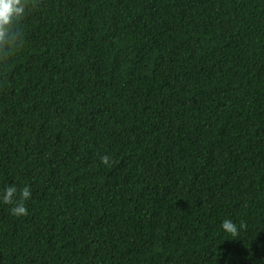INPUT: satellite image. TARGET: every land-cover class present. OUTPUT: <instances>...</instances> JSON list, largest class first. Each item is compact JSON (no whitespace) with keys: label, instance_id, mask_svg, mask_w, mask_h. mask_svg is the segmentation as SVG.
Returning a JSON list of instances; mask_svg holds the SVG:
<instances>
[{"label":"trees","instance_id":"trees-1","mask_svg":"<svg viewBox=\"0 0 264 264\" xmlns=\"http://www.w3.org/2000/svg\"><path fill=\"white\" fill-rule=\"evenodd\" d=\"M20 26L0 193L31 196L0 199V264H264V0H38Z\"/></svg>","mask_w":264,"mask_h":264},{"label":"clouds","instance_id":"clouds-1","mask_svg":"<svg viewBox=\"0 0 264 264\" xmlns=\"http://www.w3.org/2000/svg\"><path fill=\"white\" fill-rule=\"evenodd\" d=\"M38 0H0V77L6 81L8 73L12 68V59L19 52L23 43V32L21 30V21L26 15V11L36 7ZM102 162L107 165L109 159L106 156L101 157ZM15 186H8L0 193V199L5 204L14 205L10 211L14 216H23L27 214L25 201L30 198L31 191L24 187L17 195ZM247 225L240 223L239 229L246 228ZM221 228L230 237L239 236V229L231 220H224ZM235 240V239H232Z\"/></svg>","mask_w":264,"mask_h":264}]
</instances>
